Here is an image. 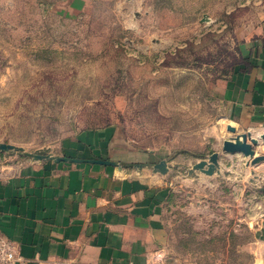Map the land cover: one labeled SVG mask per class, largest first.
I'll use <instances>...</instances> for the list:
<instances>
[{
	"label": "rangeland",
	"instance_id": "rangeland-1",
	"mask_svg": "<svg viewBox=\"0 0 264 264\" xmlns=\"http://www.w3.org/2000/svg\"><path fill=\"white\" fill-rule=\"evenodd\" d=\"M263 21L264 0H0V142L65 155L113 130L170 164L167 264H256L264 162L223 152L235 134L218 89ZM246 134L264 155V131ZM216 152L221 177L190 173Z\"/></svg>",
	"mask_w": 264,
	"mask_h": 264
},
{
	"label": "crops",
	"instance_id": "crops-1",
	"mask_svg": "<svg viewBox=\"0 0 264 264\" xmlns=\"http://www.w3.org/2000/svg\"><path fill=\"white\" fill-rule=\"evenodd\" d=\"M248 42L247 64L222 81L218 93L228 126L258 134L264 131V21ZM116 138L110 129L88 132L74 138L65 155H53L115 161L121 168L32 157L0 161V231L22 257L18 264H147L169 245L170 164L167 174L155 173L149 166L161 161L154 153L129 151ZM222 195L225 214L229 202ZM255 223L256 264H264V220Z\"/></svg>",
	"mask_w": 264,
	"mask_h": 264
},
{
	"label": "water",
	"instance_id": "water-1",
	"mask_svg": "<svg viewBox=\"0 0 264 264\" xmlns=\"http://www.w3.org/2000/svg\"><path fill=\"white\" fill-rule=\"evenodd\" d=\"M228 131L232 134H235V137L229 138L223 142V152L226 154H242L245 157L252 159L251 165H258L264 162V155H257L256 151L252 149L250 142L248 141L247 134H239L237 129L230 125L227 127ZM11 152H19L28 157H32L37 160L50 159L57 163L59 162H74V163H91L103 166H120L115 161L108 160H78V159H68L64 157H56L51 153L49 149H45L35 154L27 153L25 148L18 147L13 144L0 142V155ZM220 159L221 154L216 152L211 155L209 160H202L194 165L193 169L190 171L191 174H194L195 171H200L208 176H213L216 173H220ZM168 161L163 159L160 163L156 165H151L155 173L167 174L170 170L168 166ZM144 165H138V168H143Z\"/></svg>",
	"mask_w": 264,
	"mask_h": 264
},
{
	"label": "built area",
	"instance_id": "built-area-1",
	"mask_svg": "<svg viewBox=\"0 0 264 264\" xmlns=\"http://www.w3.org/2000/svg\"><path fill=\"white\" fill-rule=\"evenodd\" d=\"M264 117V108L262 110ZM22 257L18 254L13 242L7 240L0 231V264H18ZM167 255L164 250L155 251L147 264H167Z\"/></svg>",
	"mask_w": 264,
	"mask_h": 264
}]
</instances>
